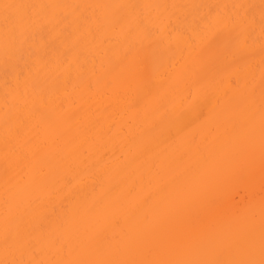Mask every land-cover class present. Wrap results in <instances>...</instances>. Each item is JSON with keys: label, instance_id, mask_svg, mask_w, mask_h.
Returning <instances> with one entry per match:
<instances>
[{"label": "bare ground", "instance_id": "6f19581e", "mask_svg": "<svg viewBox=\"0 0 264 264\" xmlns=\"http://www.w3.org/2000/svg\"><path fill=\"white\" fill-rule=\"evenodd\" d=\"M0 264L260 258L264 0H0Z\"/></svg>", "mask_w": 264, "mask_h": 264}, {"label": "snow or ice", "instance_id": "6c2138e0", "mask_svg": "<svg viewBox=\"0 0 264 264\" xmlns=\"http://www.w3.org/2000/svg\"><path fill=\"white\" fill-rule=\"evenodd\" d=\"M30 5L0 3V14L3 15L6 26V38H14L17 32H22L28 23H33V18L27 14L26 9ZM264 31V29H262ZM260 152L262 162V179H264V111L260 117ZM261 234H260V258L254 255V243L249 237L244 247L243 255L234 259H152V260H67L56 261L54 264H264V201L261 205ZM15 264V262H11Z\"/></svg>", "mask_w": 264, "mask_h": 264}]
</instances>
